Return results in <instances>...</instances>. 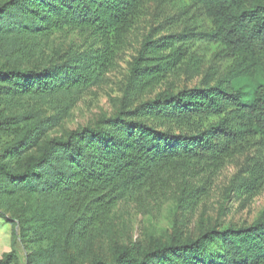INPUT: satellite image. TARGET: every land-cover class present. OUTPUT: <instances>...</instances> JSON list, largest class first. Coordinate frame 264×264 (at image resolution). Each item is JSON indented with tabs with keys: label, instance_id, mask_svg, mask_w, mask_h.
I'll return each instance as SVG.
<instances>
[{
	"label": "trees",
	"instance_id": "16d2710c",
	"mask_svg": "<svg viewBox=\"0 0 264 264\" xmlns=\"http://www.w3.org/2000/svg\"><path fill=\"white\" fill-rule=\"evenodd\" d=\"M147 1L0 4V209L36 196L44 213L19 220L35 242L56 229L68 243L90 244L117 203L149 194L160 172L194 162L221 163L239 141L251 136L264 141V0H190L212 24L201 35L232 59L212 85L165 88L141 100L161 81L159 52L180 50L173 45L181 33L169 40L147 36L112 117L70 130L63 138L45 137L109 70ZM58 34L76 37L39 63ZM256 77L262 80L250 90L236 86L240 78ZM24 100L45 102L55 113L15 112ZM211 117L216 120L203 128L192 126ZM187 197L182 189L179 200ZM14 258L12 250L0 264ZM70 259L49 253L35 264H77ZM88 264H264V211L249 224L201 223L195 236L174 229L168 240L150 238L141 251L116 245L109 262Z\"/></svg>",
	"mask_w": 264,
	"mask_h": 264
},
{
	"label": "rangeland",
	"instance_id": "374dc122",
	"mask_svg": "<svg viewBox=\"0 0 264 264\" xmlns=\"http://www.w3.org/2000/svg\"><path fill=\"white\" fill-rule=\"evenodd\" d=\"M211 27L202 7L190 0L144 2L119 44L112 66L45 137L63 138L70 130L94 127L112 117L127 84L130 64L147 36L151 39L168 36L169 40L170 36L181 33L173 45L180 50L174 54H170L169 48L159 52L161 81L141 100L152 98L165 88L212 85L231 67L232 59L219 44L201 35ZM74 37V34L55 35L38 62L45 61ZM261 80L260 77L240 78L236 86L245 92ZM21 104L22 108L15 112L34 108L46 116L55 113L45 102L24 100ZM215 120V117L197 119L192 126L203 128ZM244 179L246 182L242 184ZM182 189L188 197L179 200ZM149 192L144 197L118 202L107 223L87 245L83 241L68 243L56 229L48 238L35 242L19 220L33 213H44V207L36 196H23L10 210L0 209V258L13 250L15 258L11 264H35L49 253L59 258L70 255V260L77 264H88L94 259L109 262L114 246L132 245L141 251L150 238L168 240L174 229L183 236H195L201 223L220 227L249 224L264 211V141L259 136L239 141L221 163L194 162L184 167H170L160 172ZM23 231L28 235L24 236Z\"/></svg>",
	"mask_w": 264,
	"mask_h": 264
}]
</instances>
